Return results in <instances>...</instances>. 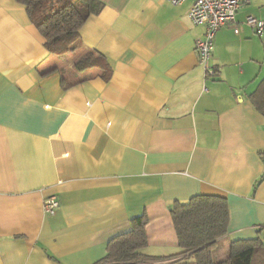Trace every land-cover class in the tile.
<instances>
[{
	"label": "crops",
	"instance_id": "1",
	"mask_svg": "<svg viewBox=\"0 0 264 264\" xmlns=\"http://www.w3.org/2000/svg\"><path fill=\"white\" fill-rule=\"evenodd\" d=\"M98 1L80 48L57 56L24 6L0 0V264H95L143 214V253L168 257L179 252L170 206L197 195L226 200L227 251L255 238L264 248V119L250 101L264 36L244 23L264 21V0H242L217 30L211 75L195 51L193 0ZM90 52L108 81L76 70Z\"/></svg>",
	"mask_w": 264,
	"mask_h": 264
},
{
	"label": "trees",
	"instance_id": "2",
	"mask_svg": "<svg viewBox=\"0 0 264 264\" xmlns=\"http://www.w3.org/2000/svg\"><path fill=\"white\" fill-rule=\"evenodd\" d=\"M26 9L30 22L45 40L49 54L62 56L81 46L79 30L92 15L103 8L98 0H15ZM76 70H100V77L108 81L111 70L104 57L87 53ZM250 101L264 119V76L250 94ZM264 178L261 176L260 181ZM170 216L178 240L179 252L165 258L143 253L147 247L146 214L131 220L130 231L111 239L105 255L95 264H151L183 256L179 264H264V248L259 238L229 243L228 255L214 259L217 241L227 233L228 208L224 198L197 195L186 201L172 202Z\"/></svg>",
	"mask_w": 264,
	"mask_h": 264
},
{
	"label": "built area",
	"instance_id": "3",
	"mask_svg": "<svg viewBox=\"0 0 264 264\" xmlns=\"http://www.w3.org/2000/svg\"><path fill=\"white\" fill-rule=\"evenodd\" d=\"M172 5H180L185 0H168ZM242 0H193L188 10V16L195 25L204 28L203 36L196 40L195 51L198 63L203 67L205 74H213L210 65L214 40L217 30L227 24L235 23V16L241 6ZM246 26L253 29L254 33L264 36V21L252 15L245 18ZM238 32V27H234ZM204 90H206L204 88ZM264 156V152H263ZM264 158V157H263ZM59 208V201L54 196L45 197L42 200V210L46 216L52 217Z\"/></svg>",
	"mask_w": 264,
	"mask_h": 264
},
{
	"label": "rangeland",
	"instance_id": "4",
	"mask_svg": "<svg viewBox=\"0 0 264 264\" xmlns=\"http://www.w3.org/2000/svg\"><path fill=\"white\" fill-rule=\"evenodd\" d=\"M228 251L226 248V241H219L216 244V248L214 250V259L215 260H223L227 257Z\"/></svg>",
	"mask_w": 264,
	"mask_h": 264
}]
</instances>
